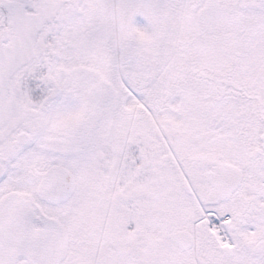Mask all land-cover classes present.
I'll use <instances>...</instances> for the list:
<instances>
[{
  "label": "rangeland",
  "instance_id": "1",
  "mask_svg": "<svg viewBox=\"0 0 264 264\" xmlns=\"http://www.w3.org/2000/svg\"><path fill=\"white\" fill-rule=\"evenodd\" d=\"M77 1L0 0V123L21 122L28 138H39L40 147L72 146V159L53 154L51 164L64 169L79 162L86 142L90 153L99 154L100 136H123L121 148L129 156L130 138L148 132L151 147L164 149L170 166L169 181L152 173L157 221L147 212L153 217V245L160 248V233L167 230L160 209L165 197L171 205L177 195L170 176L183 173L185 137L205 136L204 152L210 153L204 156L217 159L229 151L226 138L234 136L235 141L243 134L244 109L264 106V0H88L85 16L76 13ZM86 19L92 24L88 21L85 29ZM125 74L134 87L147 76L156 82L157 92L172 91L163 99L167 107L151 112L148 123L124 105L123 88L126 95L132 88ZM206 94L210 99L202 101ZM103 104H114V110L99 125ZM210 117L213 122H197ZM234 151L242 154L240 144ZM35 155L25 153L26 167ZM21 189L26 192L30 186ZM121 189L117 180L103 184L111 208ZM207 193L205 189L201 195ZM204 208L208 211L209 204ZM202 216L195 211L194 218ZM204 231L209 233L206 227ZM223 255L219 264H232ZM153 257L159 260L160 252Z\"/></svg>",
  "mask_w": 264,
  "mask_h": 264
},
{
  "label": "flooded vegetation",
  "instance_id": "2",
  "mask_svg": "<svg viewBox=\"0 0 264 264\" xmlns=\"http://www.w3.org/2000/svg\"><path fill=\"white\" fill-rule=\"evenodd\" d=\"M82 1H77L76 13L85 16L88 0ZM88 23L92 21H84L85 29ZM126 78L132 87L129 90L134 92L126 95L123 88L121 98L140 122H150L151 112L167 107L163 99L171 95V89L157 92L155 81L147 76L140 78L144 80L137 82V87L133 86L132 78L127 75ZM81 80L86 81L84 77ZM207 96L211 94H206L207 99L202 101L209 100ZM111 105L114 104L102 105L97 124L109 121L114 110H110ZM247 110L241 114L243 134L235 141L234 136L226 138L230 146L228 153L224 151L225 156L217 155V159L204 156L210 153L204 152L205 136H195L193 140L185 137L181 152L183 173L176 176L171 172L173 176H170L177 195L173 196L171 205L168 196L165 197L160 209L161 221L166 222L167 229L160 233L159 241H163L160 248L153 245V217L147 212L151 214L153 209L152 173L169 181L170 166L164 149L151 147L154 144L147 127V133L130 138L129 156L121 148L123 136H100L99 154L90 153L91 145L86 142L73 169H65L66 176L54 175L46 184L49 171L58 165L51 164L55 159L53 154L72 159V146L69 148L64 143L58 150L57 146L40 147L39 138H28L30 134L21 122L11 126L3 120L0 123V234H14L16 230L28 233L34 250L32 255L25 250L8 255L9 240L0 238V264H219L223 254L232 264H264V106L252 105L248 113ZM205 121L213 122L211 117L197 120ZM237 143L242 154L234 151ZM27 152L38 154L29 167L24 165ZM19 172L24 176L20 177ZM226 175H239L241 185L230 198L223 199L216 196V182L227 180ZM85 180L90 185H85ZM111 180L122 186V196L120 193L118 203L112 208L103 195V184ZM24 184L30 186L29 191L21 189ZM166 189L168 195V186ZM205 189L207 195H201ZM187 194L189 200L185 199ZM204 204H209L210 215L224 219L231 241L228 248H221L210 232L205 233L208 222L204 216L194 218L197 210L204 214ZM153 216L157 221V215ZM218 250L221 256L216 257ZM154 251L160 252L159 260L154 261Z\"/></svg>",
  "mask_w": 264,
  "mask_h": 264
},
{
  "label": "water",
  "instance_id": "3",
  "mask_svg": "<svg viewBox=\"0 0 264 264\" xmlns=\"http://www.w3.org/2000/svg\"><path fill=\"white\" fill-rule=\"evenodd\" d=\"M54 175H67V171L62 167H54L52 168L48 176L45 179V183H50V180ZM227 176V180H218L216 182V196L228 199L232 195L233 191L240 186L241 178L239 175ZM2 236V234H0ZM32 236H29L28 233H22L21 230H16L14 234L6 233L3 234V239L9 240V244L7 245L6 253L8 255H15L19 252L25 250L30 254H33V244L31 241Z\"/></svg>",
  "mask_w": 264,
  "mask_h": 264
},
{
  "label": "bare ground",
  "instance_id": "4",
  "mask_svg": "<svg viewBox=\"0 0 264 264\" xmlns=\"http://www.w3.org/2000/svg\"><path fill=\"white\" fill-rule=\"evenodd\" d=\"M217 233L220 236V238L222 239V241L224 242L225 241L224 236L222 235V233L220 231H218V229H217Z\"/></svg>",
  "mask_w": 264,
  "mask_h": 264
}]
</instances>
